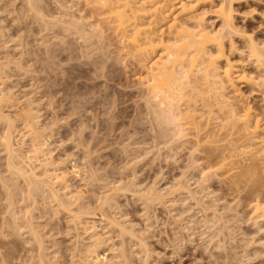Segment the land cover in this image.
I'll use <instances>...</instances> for the list:
<instances>
[{
    "label": "clouds",
    "instance_id": "1",
    "mask_svg": "<svg viewBox=\"0 0 264 264\" xmlns=\"http://www.w3.org/2000/svg\"><path fill=\"white\" fill-rule=\"evenodd\" d=\"M0 264H264V0H0Z\"/></svg>",
    "mask_w": 264,
    "mask_h": 264
},
{
    "label": "bare ground",
    "instance_id": "2",
    "mask_svg": "<svg viewBox=\"0 0 264 264\" xmlns=\"http://www.w3.org/2000/svg\"><path fill=\"white\" fill-rule=\"evenodd\" d=\"M160 2L164 4V0H160ZM181 12L182 10L179 7V3H177L176 5L165 4L163 8H156L155 6H153L151 9L145 8L143 14L145 19H151V15H149V13L157 15L158 19L167 17L168 22L171 23L172 21L180 18L178 13ZM169 13H171L170 16L168 15Z\"/></svg>",
    "mask_w": 264,
    "mask_h": 264
},
{
    "label": "rangeland",
    "instance_id": "3",
    "mask_svg": "<svg viewBox=\"0 0 264 264\" xmlns=\"http://www.w3.org/2000/svg\"><path fill=\"white\" fill-rule=\"evenodd\" d=\"M236 7H240L243 10V6L237 5ZM208 19H214V17H208ZM237 23L238 24L240 23L239 18H237ZM220 24H221V21L218 20L216 22V27L219 28L220 27ZM249 26L250 27L252 26V22L251 21H249ZM69 131L70 130L68 128H64L63 131L61 132V135L67 136L68 133H69ZM101 256H103V253H101Z\"/></svg>",
    "mask_w": 264,
    "mask_h": 264
}]
</instances>
